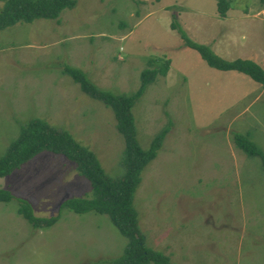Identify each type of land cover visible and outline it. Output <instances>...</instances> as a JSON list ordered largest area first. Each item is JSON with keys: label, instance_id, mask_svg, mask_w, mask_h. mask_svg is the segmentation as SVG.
I'll return each mask as SVG.
<instances>
[{"label": "rangeland", "instance_id": "obj_1", "mask_svg": "<svg viewBox=\"0 0 264 264\" xmlns=\"http://www.w3.org/2000/svg\"><path fill=\"white\" fill-rule=\"evenodd\" d=\"M6 0H0V11ZM57 20L0 31V157L24 125L43 120L71 133L115 179L125 174V140L113 110L84 95L64 74L83 71L101 90L131 96L146 70L170 63L133 108L137 138L149 149L169 128L142 173L134 206L147 248L172 264H264V166L235 146L236 133L264 152V88L238 72L212 69L185 48L192 41L228 61H264V1L77 0ZM264 69V63H262ZM0 190L52 217L69 198L91 193L76 164L43 153ZM128 241L108 215L64 211L49 229L0 203V264H111Z\"/></svg>", "mask_w": 264, "mask_h": 264}, {"label": "trees", "instance_id": "obj_2", "mask_svg": "<svg viewBox=\"0 0 264 264\" xmlns=\"http://www.w3.org/2000/svg\"><path fill=\"white\" fill-rule=\"evenodd\" d=\"M77 3V0H6L0 11V31L24 22L57 20L63 11L74 9ZM229 11L230 2L220 0L219 12L222 16L227 17ZM172 28L180 34L185 48L200 54L212 69L241 73L264 88V69L257 63L249 60H225L212 48L193 42L178 23H173ZM169 70L168 62L161 69L144 71L139 91L131 96H125L101 90L83 71L66 66L64 74L80 87L84 95L101 102L115 113L118 131L125 140L123 155L125 174L120 179L112 178L96 154L75 140L70 132L43 120H34L23 126L19 138L0 157V178L12 176L41 154L49 152L75 163L77 172L90 182L92 191L84 197L66 199L61 204L58 214L47 218L38 217L31 201L9 190H0V203L18 201L19 214L36 229L51 228L58 223L64 211L78 215L89 212L108 215L120 234L128 241L124 255L111 264H172L171 259L165 254L147 248L146 238L139 226V214L134 206L135 194L142 182V173L157 158L169 128L160 132L152 141L150 148L145 150L138 141L132 113L147 89L157 82L159 76L167 77ZM234 143L247 155L261 158L264 166V152L248 137L236 133Z\"/></svg>", "mask_w": 264, "mask_h": 264}, {"label": "crops", "instance_id": "obj_3", "mask_svg": "<svg viewBox=\"0 0 264 264\" xmlns=\"http://www.w3.org/2000/svg\"><path fill=\"white\" fill-rule=\"evenodd\" d=\"M248 60L249 61H253V62H255V63H257L259 66H261L262 67V63H264V61H262V63H260L259 61H257V60H250L249 58H248ZM263 68V67H262Z\"/></svg>", "mask_w": 264, "mask_h": 264}]
</instances>
